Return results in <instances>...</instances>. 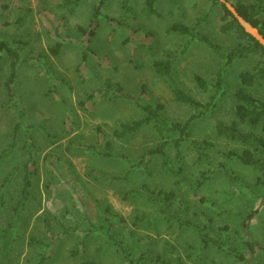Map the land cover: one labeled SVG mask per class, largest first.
<instances>
[{"label":"rangeland","instance_id":"obj_1","mask_svg":"<svg viewBox=\"0 0 264 264\" xmlns=\"http://www.w3.org/2000/svg\"><path fill=\"white\" fill-rule=\"evenodd\" d=\"M99 1L70 11L62 0H0V40L19 53L12 94L8 51L0 68V158L7 151L0 161V264H264L262 172L235 155L250 145L217 133L221 122L262 133L236 106L241 73L264 55L230 62L219 55L240 39L222 31L225 10L215 0H158L152 17L145 0H132L131 11L124 0H106L84 61L79 27L88 26ZM55 16L72 40L58 55L49 50L61 40L48 28ZM177 22L209 36L219 52L170 30ZM149 32L147 43L141 37ZM157 59L172 61L176 82L203 107L175 99L154 70ZM108 81L143 104H163L169 125L195 115L180 148L167 145L144 162L148 150L179 137L159 134L154 123L117 138L116 129L145 113L133 100L83 105ZM249 92L264 101V82ZM26 176L28 196L19 207Z\"/></svg>","mask_w":264,"mask_h":264},{"label":"trees","instance_id":"obj_2","mask_svg":"<svg viewBox=\"0 0 264 264\" xmlns=\"http://www.w3.org/2000/svg\"><path fill=\"white\" fill-rule=\"evenodd\" d=\"M83 0H62L63 8H66L70 11H74L75 8L78 7L79 2ZM131 1L132 0H124V8L127 11H131ZM229 1V0H228ZM216 3L222 4L225 10V14L223 16V25L222 31L229 33H236L238 38L240 39L239 44L230 51L228 55L225 53L219 52L218 45L215 44L209 36L201 35L199 37L196 36L193 29H191L188 25L183 23H174L170 30L175 31L182 35H190L209 46L215 52H219V55L222 58H226L227 60L232 61L234 58H246L251 56L252 54H262L264 55V46L251 34H249L244 27L239 23L237 18L231 13V11L219 0H215ZM18 0H14V4L17 5ZM106 3V0H100L98 4L94 6L92 19L90 20L87 27L80 26V30L82 31V42L84 43V61L89 57L91 42L97 34V31L100 27L101 21L100 16L103 14V8ZM157 3L158 0H145L143 11L146 15L152 17L154 15H158L157 11ZM238 10V12L250 23H252L255 27H257L261 33L264 35V0H252L248 3L242 2V0L233 1L232 3ZM50 20V19H48ZM114 20V19H113ZM49 29L55 31L54 34L58 36L61 40L54 43L49 47L50 53L52 55H58L64 46L65 42L72 41L68 39L64 35L63 28L65 27V22L62 19H58L56 16L53 20H50ZM152 33L149 32L145 36H142L141 39L146 40L149 43V39L151 38ZM74 42V40H73ZM4 51H8L14 58L12 63L11 75L7 82V87L9 89L10 94H12L13 83L17 74V63L19 60V53L12 49L8 42L4 40H0V68L3 60L2 53ZM103 60V58H101ZM102 63V61H101ZM83 64L80 65L79 69H81ZM155 72L164 80V82L171 89L172 93L175 96V99L178 102L191 105L195 108L203 107V104L194 98L191 94L187 93L175 80L172 74V61L169 59H157L153 63ZM242 85L237 91L238 103L236 106V114L242 121H246L250 123L253 127H259L262 130V133L251 132H243L239 128V124L237 122H233L232 124H225L223 122L217 125V133L220 136L243 141L251 146V148H247L241 154H235L243 163L256 167L259 171L262 172V175L258 178V184L262 186L264 189V158L258 157L255 152L257 150H261L264 153V101L260 100L258 97L249 92V90L256 86L259 82H264V60L254 69L248 70L240 75ZM198 83L205 87L206 83L202 77L197 76ZM220 79V77H219ZM221 80V79H220ZM110 98L112 101H117L120 99L124 100H133L136 105L144 111L145 116L138 120H134L131 122L123 123L119 129H116L114 135L117 138L123 139L128 136H131L141 130L145 125L154 123L159 134L163 135L165 130L178 131L179 137L174 139L173 141H164L160 146L154 149L148 150L144 154V162L149 159L151 156L157 154H165V146L173 144L177 149L180 148L182 141L186 136H188L189 128L191 126L192 120L196 117L195 115L191 117V119L187 120L185 123H172L169 125L165 118L162 116V111L164 110L163 104H158L156 106L150 104H143L139 99L132 96L124 86L120 84L112 83L108 81L105 84V87L94 91L89 95L88 100L83 103V105L87 106L89 103H95L103 98ZM88 148V147H87ZM90 148V147H89ZM92 150H95L96 147L91 146ZM7 151L1 156L0 161L4 158ZM114 180H119L120 177L113 178ZM234 180L236 178L233 177ZM203 184V181L200 183ZM30 187L29 177H25L24 186H23V198L19 203V207L25 202V199L28 196V190ZM174 196L173 192L166 193V199L172 198ZM252 214L250 215V217ZM249 217V218H250ZM248 217L246 218V220ZM247 224V222L245 223ZM206 243L210 241L207 238L206 234L204 236ZM217 243V242H216Z\"/></svg>","mask_w":264,"mask_h":264},{"label":"water","instance_id":"obj_3","mask_svg":"<svg viewBox=\"0 0 264 264\" xmlns=\"http://www.w3.org/2000/svg\"><path fill=\"white\" fill-rule=\"evenodd\" d=\"M221 3H223L230 11L231 13L237 18L239 23L244 27V29L254 36L263 46H264V35L261 33V31L255 27L252 23L247 21L237 10V8L228 0H219Z\"/></svg>","mask_w":264,"mask_h":264}]
</instances>
